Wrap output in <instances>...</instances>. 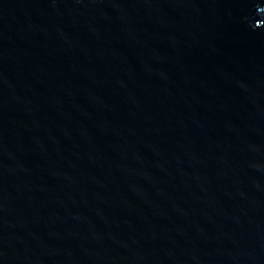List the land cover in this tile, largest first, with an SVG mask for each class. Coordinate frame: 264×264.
<instances>
[{
    "label": "water",
    "instance_id": "1",
    "mask_svg": "<svg viewBox=\"0 0 264 264\" xmlns=\"http://www.w3.org/2000/svg\"><path fill=\"white\" fill-rule=\"evenodd\" d=\"M0 264H264V0H0Z\"/></svg>",
    "mask_w": 264,
    "mask_h": 264
}]
</instances>
